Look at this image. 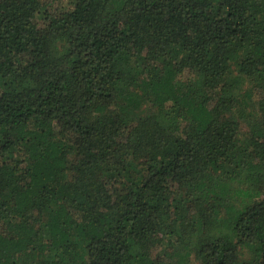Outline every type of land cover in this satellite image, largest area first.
I'll use <instances>...</instances> for the list:
<instances>
[{
	"label": "trees",
	"instance_id": "16d2710c",
	"mask_svg": "<svg viewBox=\"0 0 264 264\" xmlns=\"http://www.w3.org/2000/svg\"><path fill=\"white\" fill-rule=\"evenodd\" d=\"M0 264H264V0H0Z\"/></svg>",
	"mask_w": 264,
	"mask_h": 264
},
{
	"label": "rangeland",
	"instance_id": "374dc122",
	"mask_svg": "<svg viewBox=\"0 0 264 264\" xmlns=\"http://www.w3.org/2000/svg\"><path fill=\"white\" fill-rule=\"evenodd\" d=\"M66 2H68V1H66ZM64 4H65V2H64ZM67 5H68V3H67Z\"/></svg>",
	"mask_w": 264,
	"mask_h": 264
}]
</instances>
